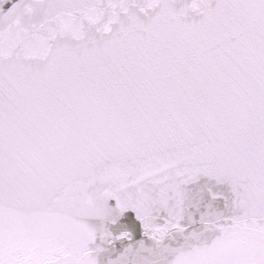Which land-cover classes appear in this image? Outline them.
Instances as JSON below:
<instances>
[{
    "label": "snow or ice",
    "instance_id": "obj_1",
    "mask_svg": "<svg viewBox=\"0 0 264 264\" xmlns=\"http://www.w3.org/2000/svg\"><path fill=\"white\" fill-rule=\"evenodd\" d=\"M0 264H264V0H0Z\"/></svg>",
    "mask_w": 264,
    "mask_h": 264
}]
</instances>
